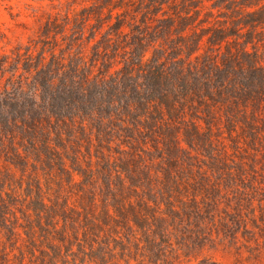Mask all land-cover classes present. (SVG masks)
<instances>
[{"label": "rangeland", "instance_id": "374dc122", "mask_svg": "<svg viewBox=\"0 0 264 264\" xmlns=\"http://www.w3.org/2000/svg\"><path fill=\"white\" fill-rule=\"evenodd\" d=\"M97 1L0 0V54L15 59L0 73L1 98L29 99L39 74L13 69L29 64V47H54L61 73L78 62L99 72ZM72 17L87 19L79 39L40 34L46 19L75 27ZM67 42L77 44L60 50ZM194 106L158 121L140 164H123L116 143L99 157L93 135L38 169L41 193L29 181L0 190V264H264V106L254 116L249 103L229 116L217 100Z\"/></svg>", "mask_w": 264, "mask_h": 264}, {"label": "trees", "instance_id": "16d2710c", "mask_svg": "<svg viewBox=\"0 0 264 264\" xmlns=\"http://www.w3.org/2000/svg\"><path fill=\"white\" fill-rule=\"evenodd\" d=\"M95 12L98 73L79 62L61 73L54 47H29V64L14 65H29L39 80L29 99L0 96L1 191L29 181L26 190L41 193L49 185L38 169L51 166L58 149L88 144L93 135L99 157L116 143L127 147H120L123 164H140L146 142L157 140L158 121L176 120L195 102L217 100L227 116L248 103L253 116L264 106V0H99ZM86 20L62 27L48 18L40 34L79 39ZM14 60L1 53L0 73Z\"/></svg>", "mask_w": 264, "mask_h": 264}]
</instances>
